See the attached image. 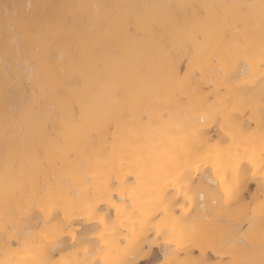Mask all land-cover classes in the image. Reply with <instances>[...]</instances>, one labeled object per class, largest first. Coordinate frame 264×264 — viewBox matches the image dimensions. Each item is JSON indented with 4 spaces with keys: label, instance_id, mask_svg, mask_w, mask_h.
<instances>
[{
    "label": "bare ground",
    "instance_id": "obj_1",
    "mask_svg": "<svg viewBox=\"0 0 264 264\" xmlns=\"http://www.w3.org/2000/svg\"><path fill=\"white\" fill-rule=\"evenodd\" d=\"M262 154L264 0H0V264H264Z\"/></svg>",
    "mask_w": 264,
    "mask_h": 264
},
{
    "label": "snow or ice",
    "instance_id": "obj_2",
    "mask_svg": "<svg viewBox=\"0 0 264 264\" xmlns=\"http://www.w3.org/2000/svg\"><path fill=\"white\" fill-rule=\"evenodd\" d=\"M261 160H262L261 171L264 172V154H262ZM241 171L246 172L247 169L244 168V169H241ZM238 191H239V181L237 180L236 181V187H235V189H233L232 187H229L226 190V196L229 197V198H231L232 196L236 195L238 193ZM164 211L165 212L167 211L166 207L164 208ZM155 227L157 229V235H162L165 238L168 236V232L163 229V227H162L161 224H155ZM137 255L140 256L141 259L136 260L134 262V264H152L151 260L146 259V258L143 257V250H140L137 253Z\"/></svg>",
    "mask_w": 264,
    "mask_h": 264
},
{
    "label": "rangeland",
    "instance_id": "obj_3",
    "mask_svg": "<svg viewBox=\"0 0 264 264\" xmlns=\"http://www.w3.org/2000/svg\"><path fill=\"white\" fill-rule=\"evenodd\" d=\"M155 248V249H154ZM160 251V252H159ZM152 252V253H151ZM211 252V253H210ZM210 252H208V254H209V256H208V258H209V260H210V262L212 263L213 262V260L215 259V254L212 252V251H210ZM150 253H151V255H149L148 254V258H146V259H149V260H151V262H152V264H159L160 262H162V253H161V250L159 249L158 250V248H156V247H153L152 248V251H150ZM197 253V252H196ZM211 256V257H210ZM157 257V258H156ZM153 258V259H152ZM214 258V259H213ZM212 259V260H211ZM215 261V260H214ZM161 264V263H160Z\"/></svg>",
    "mask_w": 264,
    "mask_h": 264
}]
</instances>
